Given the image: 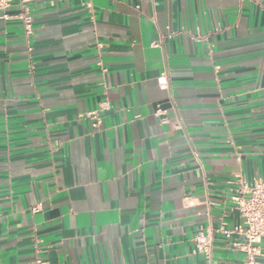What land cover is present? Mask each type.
I'll list each match as a JSON object with an SVG mask.
<instances>
[{
    "label": "crops",
    "instance_id": "0c3cea01",
    "mask_svg": "<svg viewBox=\"0 0 264 264\" xmlns=\"http://www.w3.org/2000/svg\"><path fill=\"white\" fill-rule=\"evenodd\" d=\"M22 5L30 35L1 16ZM237 175L264 178V0L0 12V264H242L218 233L193 251L240 220Z\"/></svg>",
    "mask_w": 264,
    "mask_h": 264
},
{
    "label": "built area",
    "instance_id": "2783aa9c",
    "mask_svg": "<svg viewBox=\"0 0 264 264\" xmlns=\"http://www.w3.org/2000/svg\"><path fill=\"white\" fill-rule=\"evenodd\" d=\"M28 0H21L23 4ZM13 0H0V12H3ZM90 7V4H86ZM3 18H14L20 20L26 35L33 32L32 16L28 8L22 5L19 13L8 16L5 13ZM160 42L155 45L159 46ZM101 46L100 43L97 44ZM157 84L160 88L167 89L169 80L165 70H162L157 77ZM108 108V102L103 101L100 104V111ZM159 111V110H158ZM92 120L93 127L101 125V118L97 111H91L87 114ZM236 188L229 194V201L239 212L240 220L233 224L225 221L214 229L207 228L198 230L194 236V252L210 257L213 248V236L215 233L221 234L231 240V245L244 252L245 258L242 264H257L256 256L261 255V243L264 239V178H257L251 183L240 175H237L233 181ZM38 208H33L36 211ZM32 264H47L46 260L38 253L35 255Z\"/></svg>",
    "mask_w": 264,
    "mask_h": 264
}]
</instances>
